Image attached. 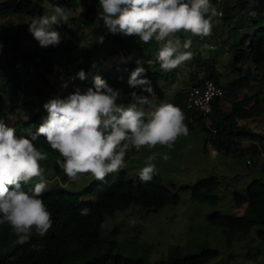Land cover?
<instances>
[{
    "label": "trees",
    "instance_id": "trees-1",
    "mask_svg": "<svg viewBox=\"0 0 264 264\" xmlns=\"http://www.w3.org/2000/svg\"><path fill=\"white\" fill-rule=\"evenodd\" d=\"M45 1L47 0H11L8 5L0 6V17L36 16L37 8ZM51 2L70 10L78 9V15L70 19L71 33L78 36V41L85 30H91L95 26L99 11L98 0H51ZM210 2L215 5V0ZM220 9L222 15L214 20L223 26L230 25L231 21L236 20L237 25L229 29L227 39L215 36L200 37L203 45L212 43L217 38L218 47L211 51L208 58L203 59L198 55L186 63L189 69L195 65L197 67L196 71L189 74L191 86L199 85L207 79L212 80L222 88L223 98L214 99L213 109L207 115L186 109L184 91L176 94L172 104L187 111L185 121L189 129L197 128L203 133L202 149L205 153L213 149L232 155L237 152L243 156L245 152L254 155L258 149L262 151L261 164L255 161L253 164V168L259 173L258 177L252 178L244 194L235 192L232 197L233 206L242 208V214L215 211L206 216L209 225L223 230L226 244L231 247L236 239L245 240L252 233H255L260 241H264V137L239 123L264 115V100L260 99L259 92L249 93L254 90V85L264 84V0H225ZM11 38L9 30L3 28L0 31V47ZM108 42L113 44L111 53L119 56L120 61L110 65L109 70L95 71L90 78L80 80L77 73L83 69L88 70L91 65L90 59H93L100 47ZM78 44L70 41L68 47L70 49L76 47L73 60L77 57L85 58L82 64L72 71V79L80 86L82 93L93 88L96 76L104 79L113 89H118L121 87L122 75L130 76L138 66L135 56L141 51L152 50L150 49L152 42L144 44L138 37L109 32L104 36L102 43L94 39L89 46L81 44L82 49L78 48ZM222 51L228 55L226 73L215 68L216 56ZM155 65L162 70L157 59ZM2 76L7 86L9 112L18 116L17 112L24 111L25 115L17 117L16 134L27 137L35 133L46 116L44 117L40 111L23 108L19 81L6 74ZM141 78L149 80L154 78L159 81L160 74L158 71H151ZM150 85L152 87V83ZM128 88L130 92L141 93L140 87L132 88L128 85ZM245 90L246 95L243 94L242 98H239V93ZM224 98L230 102L229 110L224 108L222 101ZM193 123L197 125L194 126ZM243 139L250 142L246 151L237 144ZM34 143L39 150L48 154V159L40 162L44 163L43 165L61 159L43 137ZM56 166L58 167L57 164ZM60 177L61 181L68 179L64 172ZM224 179L225 177L212 175L193 185L181 186L177 190L175 185L166 186L158 172H155L150 182H143L139 179V174L136 178H129L126 171L121 169L116 176H107L104 181L92 180L82 191L76 193L69 192L61 181H56L45 190L42 197L52 213L53 220L47 235L40 237L33 230L29 241L20 244L9 225H0V264H209L221 252L211 248L207 242L200 244L193 251L174 246L168 257L159 261L150 262L146 251V255L143 256L124 257L116 252L119 247L114 238L116 232L107 234L103 224L107 217L130 208L158 212L169 205L175 206L180 201L179 191L188 193L190 199L198 204L217 207L221 201L219 191ZM32 187L34 186L29 183L23 185L25 191H30ZM83 208L90 209L91 214L81 216L80 210Z\"/></svg>",
    "mask_w": 264,
    "mask_h": 264
},
{
    "label": "rangeland",
    "instance_id": "rangeland-1",
    "mask_svg": "<svg viewBox=\"0 0 264 264\" xmlns=\"http://www.w3.org/2000/svg\"><path fill=\"white\" fill-rule=\"evenodd\" d=\"M11 0H0V6L8 5ZM51 0L43 2L37 8L36 16L14 15L12 17H0V31L5 28L12 35L11 40L0 47V120L15 128L18 116L24 111L17 112V115L10 113L9 99L7 98V86L2 74H6L12 79H17L22 92L21 101L23 108L30 111L41 112L47 116L43 105L53 98H65L70 93L80 90V86L75 83L72 71L81 65L85 58L77 57L73 60L75 49L69 48L68 43H79L89 46V43L98 36H105L107 29L103 22L97 17L96 24L91 30H85L78 36L71 33L72 21L68 24L54 26L61 35V42L57 46L42 48L28 31V24L32 19L50 11ZM74 18L78 15V9H71ZM100 9L98 11V14ZM70 18V19H71ZM227 26L213 22L212 34L208 37L228 38L229 29L235 26L236 20L231 21ZM183 41L191 39L192 44L189 49L193 57L200 55L206 59L211 55L212 49L205 47L200 37L192 36L190 33L178 34ZM86 36V37H85ZM206 45H213L214 50L218 47L219 40ZM232 41V40H231ZM113 44L106 43L97 51L95 57L90 59V68L83 69L86 78H90L95 71L109 70V66L120 61L119 56L111 53ZM150 50L141 51L135 56L140 62L138 66L144 68V74L158 71L160 80L154 78L147 79L156 94V103H172L177 93L190 87L192 82L189 74L197 70L196 65L189 69L187 63H183L178 68L170 71H162L156 65L158 45L155 41L150 44ZM117 49V48H116ZM120 51V49H117ZM83 51V50H82ZM92 60V62H91ZM228 55L225 51L216 56L215 68L219 72L226 73ZM129 76L122 75L118 89L121 99L118 103L130 102V92L127 81ZM125 81V82H124ZM119 83V82H118ZM66 84V86H64ZM127 87V88H126ZM253 94L259 92L261 100H264V84L254 85ZM247 91L239 93L242 98ZM141 94V93H140ZM147 95V93H143ZM242 95V96H241ZM62 96V97H61ZM225 110H229L230 102L224 98ZM22 108V110H24ZM185 117L187 111L182 109ZM186 124V121H184ZM241 125L251 132H258L264 137V115L239 121ZM196 126V123H193ZM187 126V125H186ZM188 128V127H187ZM189 129V128H188ZM203 133L199 129H189V135L181 136L177 139L172 149L163 146H156L148 149L141 148L139 151L131 150L125 158V170L129 178H136L140 170L145 166V159L148 155L157 153V159L153 161L156 172L160 173L166 186L175 185L177 190L184 185H193L198 181L212 175L225 177V181L219 191L221 198L219 206L198 204L192 201L188 193L179 191L180 201L177 205H169L158 212L139 210L130 208L125 212H117L115 215L106 218L103 228L107 234L116 232L114 238L119 247L116 251L124 257H134L147 255L150 262L159 261L168 257L169 251L174 246H181L183 250H195L200 244L207 242L211 248L218 249L221 254L209 264H264V241H260L255 233L247 239H236L231 247L226 244V237L222 229L209 225L206 216L215 211L224 214H242V208H235L232 197L235 192L244 194L245 188L250 184L253 177H258L257 169L253 168L254 161L257 164L262 162V151L259 149L253 154L245 152L240 156L237 152L233 155L217 152L213 149L205 153L203 151ZM240 148L247 150L250 142L243 139L237 142ZM169 156L168 160L162 157ZM252 156V157H251ZM250 161L248 164L247 161ZM44 164V163H43ZM40 163L44 169V177L48 181V190L59 178L63 170L56 166L55 161L47 165ZM57 167V168H56ZM117 173L111 174L116 176ZM110 176V175H109ZM95 178L91 174L82 175L79 180L61 181L69 192L82 191ZM38 182L34 179L30 185ZM146 251V253H145Z\"/></svg>",
    "mask_w": 264,
    "mask_h": 264
},
{
    "label": "clouds",
    "instance_id": "clouds-1",
    "mask_svg": "<svg viewBox=\"0 0 264 264\" xmlns=\"http://www.w3.org/2000/svg\"><path fill=\"white\" fill-rule=\"evenodd\" d=\"M98 3V18L109 33L138 37L144 44L155 41L156 58L164 71L176 69L193 58L189 50L191 39L182 41L179 33L208 37L214 18L222 15L210 0H98ZM49 9L28 24V31L42 48L61 42L54 26L68 24L73 16L69 8L57 4H50ZM103 39L96 37L100 43ZM205 47L214 50L211 45ZM144 71L137 66L130 73L129 87H140L141 94L129 93L128 103H118L119 90L96 76L93 88L86 92L76 90L63 99L57 97L46 102L43 108L47 116L35 133L27 137L17 136L14 127L0 120V225H9L18 243H27L33 230L40 237L46 236L53 224L52 213L42 198L48 181L40 162L48 159V154L34 143L40 137L59 154L61 159L56 164L69 180L77 181L82 175L91 174L104 181L126 166L125 158L132 149L139 151L158 145L172 149L178 138L189 135L182 109L168 102L157 104L150 82L141 78ZM77 77L84 80L86 74L80 70ZM157 155L146 157L139 172L141 181L152 180ZM162 158L168 160L169 156L164 154ZM34 179L38 182L25 191L23 185ZM90 214L88 208L80 210L81 216Z\"/></svg>",
    "mask_w": 264,
    "mask_h": 264
},
{
    "label": "built area",
    "instance_id": "built-area-1",
    "mask_svg": "<svg viewBox=\"0 0 264 264\" xmlns=\"http://www.w3.org/2000/svg\"><path fill=\"white\" fill-rule=\"evenodd\" d=\"M225 0H215V7L221 12V4ZM187 110L200 112L204 115L211 113L215 98L223 97V90L212 80H204L201 84L189 87L184 92ZM249 162V161H247Z\"/></svg>",
    "mask_w": 264,
    "mask_h": 264
}]
</instances>
